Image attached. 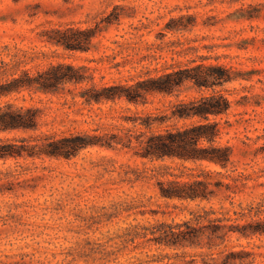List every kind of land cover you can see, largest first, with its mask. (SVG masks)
I'll return each instance as SVG.
<instances>
[{
    "label": "rangeland",
    "instance_id": "obj_1",
    "mask_svg": "<svg viewBox=\"0 0 264 264\" xmlns=\"http://www.w3.org/2000/svg\"><path fill=\"white\" fill-rule=\"evenodd\" d=\"M69 23L99 26L89 51H66L42 40L43 31ZM7 44L40 56L28 65L33 72L68 62L89 67L99 84L134 83L173 67L223 66L237 79L215 90L187 84L182 98L221 92L231 100L229 115L221 119V142L233 148V164L202 167L248 181L232 194L233 203L223 194L183 202L162 198L155 183L123 181L128 171L154 166L134 148L91 147L70 160L0 159V264H189L195 255L203 264L209 249L161 246L144 228L181 222L192 211L264 205V0H0V46ZM70 89L15 96L17 105L41 110L39 127L0 132V138L92 131L98 124L121 123L111 109L131 116L176 100L149 95L145 106L88 105L80 97L82 86ZM163 164L182 163L155 165ZM227 245L264 253V236L234 234ZM257 260L264 262V255Z\"/></svg>",
    "mask_w": 264,
    "mask_h": 264
},
{
    "label": "trees",
    "instance_id": "obj_2",
    "mask_svg": "<svg viewBox=\"0 0 264 264\" xmlns=\"http://www.w3.org/2000/svg\"><path fill=\"white\" fill-rule=\"evenodd\" d=\"M246 17L253 19L258 15ZM98 28L60 24L43 31L41 37L47 44L66 51H89L98 36ZM39 57L8 44L0 46V132L38 129L41 110L19 106L13 101L15 96L25 92L56 95L71 91L70 86H82L80 97L88 105L128 101L145 106L149 95L175 97L176 100L170 99L164 109L139 111L131 116L125 115L124 110L111 109L110 114L120 113L115 117L121 123L98 124L92 131L51 133L35 138H0V159L49 157L70 160L91 147L134 148L139 158L154 166L128 171L123 181L155 183L162 198L183 202L212 201L223 194L225 200L230 199L233 203L232 194L238 193L241 185L246 187L248 178L243 175L235 177L202 167L203 163H209L228 169L233 164V148L221 142V119L229 115L231 100L221 92L182 98V88L187 84L204 91L233 82L237 76L230 70L201 64L146 74L134 83L99 84L89 67L68 62L51 63L33 72L28 65ZM167 160L182 164L155 165ZM188 163L196 166H188ZM144 229L152 230L150 240L161 246L209 249L203 264H264L257 260V256L264 253L258 254L245 245H227L234 234L246 239L264 236L262 204L250 205L241 211L226 208L192 211L191 217L181 222H158ZM139 237H147V234L140 233ZM196 256L189 264H198Z\"/></svg>",
    "mask_w": 264,
    "mask_h": 264
}]
</instances>
